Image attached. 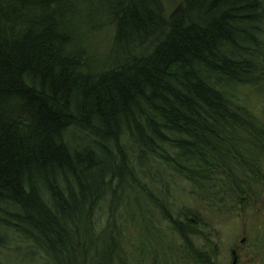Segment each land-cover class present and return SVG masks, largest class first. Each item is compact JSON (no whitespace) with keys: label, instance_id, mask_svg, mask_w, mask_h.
<instances>
[{"label":"trees","instance_id":"1","mask_svg":"<svg viewBox=\"0 0 264 264\" xmlns=\"http://www.w3.org/2000/svg\"><path fill=\"white\" fill-rule=\"evenodd\" d=\"M167 2L0 0V264L209 263L259 196L264 0Z\"/></svg>","mask_w":264,"mask_h":264},{"label":"flooded vegetation","instance_id":"2","mask_svg":"<svg viewBox=\"0 0 264 264\" xmlns=\"http://www.w3.org/2000/svg\"><path fill=\"white\" fill-rule=\"evenodd\" d=\"M252 193L249 189L247 195L243 192L236 201L230 200L224 213L211 205L209 208H214L216 213L204 208L185 215L188 222L198 221L200 236L192 241L205 257L210 256L209 263L199 264H264V185L257 198ZM208 205L209 202L202 206ZM225 228H232L233 236L226 246L223 244ZM187 230L190 232L189 223Z\"/></svg>","mask_w":264,"mask_h":264},{"label":"rangeland","instance_id":"3","mask_svg":"<svg viewBox=\"0 0 264 264\" xmlns=\"http://www.w3.org/2000/svg\"><path fill=\"white\" fill-rule=\"evenodd\" d=\"M177 1L178 0H168L167 3L174 4ZM173 7H171L169 9V11L172 10ZM101 40H102V44H100ZM99 47H100V52L99 53H101L100 54L101 57L99 56L100 57V65H104L109 60V56H107V52H105V51H107L108 43L106 44V42L104 41V38L102 39V37L98 38L96 40V42H95V47L94 48L98 49ZM108 49H110V46L108 47ZM97 51H99V50H97ZM250 94H251V98H252V95L254 96L255 92L253 93V91H252ZM247 95L245 94L244 96H247ZM246 100H247V98H246ZM261 100H262V97H261V99L257 97V98L251 99V101L247 100L246 102L245 101L244 102L246 104L248 103L249 105H250V103H253L254 105H252V106H249L247 104L250 107V110L254 111L259 116L264 118V100H262V101ZM178 202H180V201H178ZM181 203H182V201H181ZM188 205H189V203H188ZM231 231H232V228L231 229L225 228V231H224V235L225 236H224V240H223L224 246L229 245V243H231V241H232V237L233 236H232V232Z\"/></svg>","mask_w":264,"mask_h":264},{"label":"bare ground","instance_id":"4","mask_svg":"<svg viewBox=\"0 0 264 264\" xmlns=\"http://www.w3.org/2000/svg\"><path fill=\"white\" fill-rule=\"evenodd\" d=\"M139 13V12H138Z\"/></svg>","mask_w":264,"mask_h":264}]
</instances>
